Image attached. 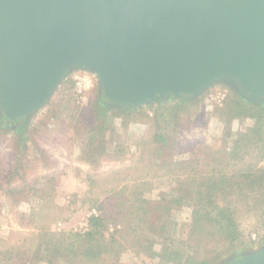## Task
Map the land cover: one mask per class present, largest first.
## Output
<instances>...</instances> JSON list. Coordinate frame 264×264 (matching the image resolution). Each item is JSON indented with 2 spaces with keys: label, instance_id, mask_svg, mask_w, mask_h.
<instances>
[{
  "label": "rangeland",
  "instance_id": "obj_1",
  "mask_svg": "<svg viewBox=\"0 0 264 264\" xmlns=\"http://www.w3.org/2000/svg\"><path fill=\"white\" fill-rule=\"evenodd\" d=\"M98 92L96 76L75 69L27 125L0 122V264H226L264 247V197L249 186L264 142L233 147L264 103L222 82L135 108ZM157 128L167 142L151 138ZM231 164L252 175L217 179ZM225 208L235 225L222 235L227 222L213 219Z\"/></svg>",
  "mask_w": 264,
  "mask_h": 264
},
{
  "label": "water",
  "instance_id": "obj_2",
  "mask_svg": "<svg viewBox=\"0 0 264 264\" xmlns=\"http://www.w3.org/2000/svg\"><path fill=\"white\" fill-rule=\"evenodd\" d=\"M75 69L116 108L221 82L264 103V0H0L1 117L27 125Z\"/></svg>",
  "mask_w": 264,
  "mask_h": 264
},
{
  "label": "trees",
  "instance_id": "obj_3",
  "mask_svg": "<svg viewBox=\"0 0 264 264\" xmlns=\"http://www.w3.org/2000/svg\"><path fill=\"white\" fill-rule=\"evenodd\" d=\"M102 103V101H101ZM21 119H15L13 120V122L15 123L14 125H16V127H22V124L20 123ZM0 122H7V124L10 125V121H9V116H7L6 114H4L2 117H0ZM256 124L251 128L250 131L246 132V133H238L236 138H235V142L233 143V147L234 149H241V150H247V151H256L259 147L262 150L263 149V142H264V108L260 110V114L257 117V119L255 120ZM163 126H168L169 127V121L168 119L163 116L162 122ZM157 124V123H155ZM108 124L105 122H102L99 125L98 131H96V135L97 137L95 138L94 143H92L90 145V154L92 153L93 155H98L99 156V152L100 153H104L105 152V136H104V131L107 129ZM160 129L157 128L156 132L152 133V139L153 140H160L161 144L167 142V138L164 137L163 134H161ZM96 145L92 146L93 144ZM262 142V144H261ZM261 145V146H260ZM208 148V147H206ZM92 159V158H91ZM19 166V164H18ZM231 169L233 171L228 172L225 170V172H222L221 170L218 171L217 173V179H221L222 181H224L225 179H227L228 177L232 178V181H242L245 182L246 179L248 178L249 174H251L248 169H240V168H236L235 166H233L232 164L230 165ZM17 169V166H16ZM228 170V168H227ZM15 171V169L13 170ZM248 171V172H247ZM255 175L252 177L251 181L249 182V186L253 187L255 192H257L259 195H261L262 197H264V170L263 169H257L255 171ZM214 175V174H213ZM212 175V177H214ZM252 175V174H251ZM121 189L124 190V188L122 187ZM212 189H216L214 186H212ZM244 189L242 187H239V191L242 192ZM252 190V189H251ZM104 220L103 216H97V217H91V222L92 225H96L98 223H102ZM216 223L215 224H220V223H225L226 227L221 226L219 229L220 231L218 232V234H222L225 235V233H227L229 231V228L231 227V225H235L234 221H235V211L232 209H219L216 217L213 219ZM198 223V221H196V224ZM194 225V224H193ZM225 229H228L227 231H225ZM217 233V232H216ZM93 233H90V238L87 240H92L93 239ZM95 238V237H94ZM102 252L97 253L94 258L101 254ZM88 259V258H87Z\"/></svg>",
  "mask_w": 264,
  "mask_h": 264
},
{
  "label": "flooded vegetation",
  "instance_id": "obj_4",
  "mask_svg": "<svg viewBox=\"0 0 264 264\" xmlns=\"http://www.w3.org/2000/svg\"><path fill=\"white\" fill-rule=\"evenodd\" d=\"M102 98V97H101ZM15 120V119H14ZM22 120V119H21ZM11 123V122H10ZM20 123H21V121H20Z\"/></svg>",
  "mask_w": 264,
  "mask_h": 264
}]
</instances>
